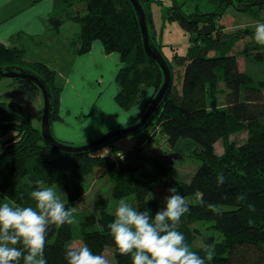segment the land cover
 <instances>
[{"label":"trees","instance_id":"trees-1","mask_svg":"<svg viewBox=\"0 0 264 264\" xmlns=\"http://www.w3.org/2000/svg\"><path fill=\"white\" fill-rule=\"evenodd\" d=\"M65 1L73 3V0ZM165 1H169L168 7ZM140 2L147 14L154 46L170 67L172 83L156 113L134 135V147L120 153L122 157L118 156L119 152L116 156L103 153L106 146L80 153L56 150L46 144L41 129L33 124L19 103L0 102L3 147L0 200L27 206L33 201L30 193L36 187L35 181L42 179L46 184L62 187L68 197L65 204L72 207L83 196L90 176L107 180L111 195L97 203L99 214H85L80 218L81 245L87 244L103 255L107 248H113L116 264H132L131 255L119 252L107 227L115 218L108 212L109 199L133 197L135 206L142 210L150 207L154 213L159 209L157 203L152 199L145 205V196L148 191H155L159 179L169 175L172 163L155 158L152 143L162 148L164 142L158 139L161 137L175 148L181 140H191L198 145L196 154L201 166L190 180H182L177 186L189 204L180 230L192 250L205 257L206 264H264V81L258 82L251 72L241 70L240 55L236 51L241 32H228L221 24L231 8L252 11L264 22V0ZM80 3L87 15L74 16L81 25L77 39L72 42L76 53L89 52L92 43L100 40L107 53L120 54L122 66L117 83L121 91L117 101L121 107L136 105L153 89L154 96L164 82V74L145 53L139 20L131 2L80 0ZM153 4L165 7V23L176 22L189 35L186 52L179 53L173 47L171 56L165 54L167 45L152 31L150 7ZM50 23L58 30L62 21L53 17ZM244 33L251 37L252 49L242 51L243 55L263 62L264 44L257 43L255 33L249 29ZM2 66L29 68L48 83L55 120L60 91L55 86V72L43 63L27 62L23 49L0 44ZM16 83L20 94L28 100L34 101L41 94L33 82L16 79ZM244 130L250 132L246 141L237 144L230 140L232 135ZM219 142L224 143L222 155L216 152ZM220 177H223L222 183ZM201 222L211 223L223 236L211 259L204 251L208 245L193 247L197 239L195 225ZM74 239L73 222L52 226L45 246L48 264H66L64 249Z\"/></svg>","mask_w":264,"mask_h":264},{"label":"crops","instance_id":"crops-1","mask_svg":"<svg viewBox=\"0 0 264 264\" xmlns=\"http://www.w3.org/2000/svg\"><path fill=\"white\" fill-rule=\"evenodd\" d=\"M80 5V0H73L72 5L65 0H0V35H7L8 47L23 49L27 62L43 63L55 72V86L60 91L53 134L73 146L88 144L110 130L135 124L149 101L148 94L130 108L119 105L117 74L122 66L121 56L107 53L102 41L95 40L85 54L76 53L72 42L81 25L74 16L87 15L84 7L76 10ZM156 5L159 4H153L150 10L152 31L159 38ZM53 17L62 21L58 30L50 23ZM72 22L77 24L73 30ZM5 79H0L1 85H9L18 93L16 80ZM34 101L43 102L42 94ZM0 102L10 103L2 99Z\"/></svg>","mask_w":264,"mask_h":264},{"label":"clouds","instance_id":"clouds-1","mask_svg":"<svg viewBox=\"0 0 264 264\" xmlns=\"http://www.w3.org/2000/svg\"><path fill=\"white\" fill-rule=\"evenodd\" d=\"M254 39L264 44V22L256 24ZM0 44L9 46L7 35H0ZM219 181L222 183L223 177ZM35 184L30 193L35 206L0 200V264H48L45 246L52 226L73 222L76 208L66 206L56 187L42 179ZM168 192L164 206L154 213L150 207L142 210L121 198L115 218L107 225L115 245L121 254L131 255L132 264H206L180 230L182 217L189 211L186 198L176 184ZM154 198L155 193L148 191L145 205ZM204 251L211 259V246ZM64 259L66 264H110L105 255L87 244L66 246Z\"/></svg>","mask_w":264,"mask_h":264},{"label":"rangeland","instance_id":"rangeland-1","mask_svg":"<svg viewBox=\"0 0 264 264\" xmlns=\"http://www.w3.org/2000/svg\"><path fill=\"white\" fill-rule=\"evenodd\" d=\"M168 2L165 1V7H168L170 5V3ZM78 7V9L76 10H81L83 7L85 9L84 5H80ZM165 7L163 5H156L154 8L156 14V26L157 29H159L160 31L159 41L167 45V47H165V54L168 56H171L173 54L174 48L177 49L179 53H184L186 52L190 44L189 35L179 26L178 23H165ZM74 10L75 9H73V11ZM261 21V18L257 14H254L252 11L242 12L236 11L233 8L229 9L221 20V24L227 28L228 32H236V34H238V31L241 32V41L238 42V44L236 45V51L240 55V68L241 70H248L249 72H251L255 77L256 81L258 82L264 81V61L258 62L255 58L246 57L243 55L242 51H245L246 49L248 51H251L252 49V47H249L252 46L250 44L251 37L248 35L244 36L246 35L244 33L245 30L249 29L250 32L255 33L256 24ZM164 24H166L165 29H163ZM76 26L77 24L72 22V30L77 28ZM239 52H241V54ZM5 80L16 79L7 78ZM178 83L180 84L181 82L178 81ZM1 84L2 83H0V99L10 103L18 102L27 112L34 125L37 128L41 129L42 117L44 113V100L43 102L41 101V103L38 104V102L24 98L20 94L18 89V93H16L11 90V86H4ZM153 91L154 89L150 91L148 99L152 97V94L154 93ZM249 135L250 132L248 130H244L235 135H232L230 137V140L236 142L237 144H241L246 141V139H248ZM158 139L159 141L164 142L162 143L163 152L165 154L173 155L172 160H170L172 163V169L169 175L167 177L159 179L156 182L155 191L153 192L155 193V198L153 200L157 203L158 207L161 208L164 206L165 197L169 195L168 189L174 184L178 186L179 182L182 180H190L201 166V161L197 158L196 153L198 152V145L195 142L191 140H181L175 148H172L167 142H165L163 138L158 137ZM135 142L136 138L134 135H127L121 139L114 141L113 143H111V145L104 147L102 152L105 154L112 153V155L116 156L118 152L125 153L131 150L134 147ZM2 150V142L0 141V153L2 152ZM224 150L225 148L223 142H219L216 144V152L218 155L224 154ZM55 187L62 200L66 203L68 200L67 192L60 186ZM110 193L111 185L107 180H97L93 176H90L88 178L83 196L78 202L72 205L76 208V211L73 213V227L75 232V239L70 245L82 244V238L79 227L81 216L85 214L98 215L99 213L97 210V203L104 200L105 198H110ZM126 200L130 203H133V205L135 206V201L133 197L126 198ZM118 202L119 200L109 199L108 212L110 214H115V208ZM31 205L35 206L34 200L32 201ZM195 229L197 230V239L193 247L200 248L205 245H210L212 252H214L217 245L220 244L223 240V236L213 228L211 223H197L195 225ZM104 255L108 258L110 264H116L113 248H107L104 252Z\"/></svg>","mask_w":264,"mask_h":264},{"label":"water","instance_id":"water-1","mask_svg":"<svg viewBox=\"0 0 264 264\" xmlns=\"http://www.w3.org/2000/svg\"><path fill=\"white\" fill-rule=\"evenodd\" d=\"M133 5L143 36V46L146 55L149 59L155 61L163 71L164 82L159 89V91L153 96L152 101L149 103L145 112L142 114L141 118L133 125L113 129L102 135L97 140L90 142L82 146H72L60 142L53 134V97L51 94L50 87L48 83L36 72L29 68L19 67V66H2L0 67V79L12 78V79H24L33 82L38 86L41 91L44 100V113L42 117V127L41 132L46 144L52 148L68 152V153H80L87 152L91 150L98 149L102 146H107L109 143L121 139L127 135H135L141 131L148 123L149 119L156 113L164 98L169 92L172 83V75L170 67L168 66L165 59L159 53L157 48L151 39L149 26L147 22V14L143 8L140 0H129ZM152 154L155 158L164 161H170L173 155L165 154L161 147L157 146L156 143H152Z\"/></svg>","mask_w":264,"mask_h":264},{"label":"built area","instance_id":"built-area-1","mask_svg":"<svg viewBox=\"0 0 264 264\" xmlns=\"http://www.w3.org/2000/svg\"><path fill=\"white\" fill-rule=\"evenodd\" d=\"M118 156L122 157V155L120 153H118Z\"/></svg>","mask_w":264,"mask_h":264}]
</instances>
